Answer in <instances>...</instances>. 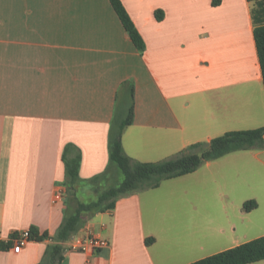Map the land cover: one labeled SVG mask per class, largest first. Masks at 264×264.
<instances>
[{"label": "crops", "instance_id": "crops-1", "mask_svg": "<svg viewBox=\"0 0 264 264\" xmlns=\"http://www.w3.org/2000/svg\"><path fill=\"white\" fill-rule=\"evenodd\" d=\"M121 2L143 53L109 0H0V226L5 237L32 228L50 237L18 254L3 243L0 264H40L54 243L68 201V146L81 156V179L107 170L118 101L131 104L127 82L134 119L122 144L133 160L161 162L228 132L264 128L252 0ZM248 153L245 160L264 168V147ZM227 173L219 168L208 183ZM146 192L119 199L76 235L91 232L108 248L91 256L67 250L61 264H192L264 236L262 194L225 204L227 221L208 223L200 241L197 226L183 238L162 224L160 200ZM250 201L256 207L247 211Z\"/></svg>", "mask_w": 264, "mask_h": 264}, {"label": "trees", "instance_id": "trees-1", "mask_svg": "<svg viewBox=\"0 0 264 264\" xmlns=\"http://www.w3.org/2000/svg\"><path fill=\"white\" fill-rule=\"evenodd\" d=\"M117 13L126 32L139 52L145 50L144 41L135 28L121 0H109ZM158 18L162 17L158 15ZM252 19L254 23V38L261 66L264 84V0H252ZM130 87L131 104L127 118L116 124L114 118L109 137L110 164L107 170L94 178L83 180L79 170L80 154L71 155L73 146H68L64 152L66 167L65 186L68 189L67 207L62 225L54 237V243L49 245L40 264H61L64 260L66 244L84 227L87 219L98 213L113 210L119 199L151 189H157L164 181L180 178L196 172L204 163L215 161L238 151L264 147V128L232 131L214 138L209 143H197L189 146L173 158L156 163H143L127 156L123 149L122 136L134 119V86ZM110 180L116 183L99 193V187ZM89 185L98 192V199L83 202L78 193ZM256 207L254 201L245 203L244 208L250 211ZM30 241L43 242L50 237L47 233L39 234L37 229L30 230ZM153 241L148 239L147 243ZM264 261V236L237 247L222 251L201 259L192 264H254Z\"/></svg>", "mask_w": 264, "mask_h": 264}, {"label": "rangeland", "instance_id": "rangeland-1", "mask_svg": "<svg viewBox=\"0 0 264 264\" xmlns=\"http://www.w3.org/2000/svg\"><path fill=\"white\" fill-rule=\"evenodd\" d=\"M128 113L129 106L124 98H120L116 109V124L124 121ZM248 154V150H245L226 155L225 159L218 161L219 165L215 163L211 169L204 163L196 172L184 179L164 181L158 191L146 190L144 195L157 196L160 200V220L162 219V224L168 229L187 238L190 226H197V237L201 241L202 230L208 223L213 222V225L217 226L227 221L222 214V207L225 204L238 202L254 194L264 195V168L260 169L252 161L245 160ZM223 167L228 169L226 176L216 177L215 181L208 183V177L212 172L217 174L218 169ZM115 183L114 180L103 183L98 189L99 193ZM225 194L228 198L224 197ZM98 196V192L89 185L82 193H78V198L83 202L95 201ZM226 245L216 244L214 249L218 250Z\"/></svg>", "mask_w": 264, "mask_h": 264}, {"label": "built area", "instance_id": "built-area-1", "mask_svg": "<svg viewBox=\"0 0 264 264\" xmlns=\"http://www.w3.org/2000/svg\"><path fill=\"white\" fill-rule=\"evenodd\" d=\"M63 199V193L58 192L55 195L54 202H59ZM30 231H22L13 234L11 237H5L3 229L0 226V250L3 243L7 246H10L13 252L20 253L23 247L30 241ZM68 250L78 251L83 254H88L91 256L97 251H101L109 247V242L99 236L94 235L91 232H88L85 236H74L70 241ZM88 264L91 263V259L88 258Z\"/></svg>", "mask_w": 264, "mask_h": 264}]
</instances>
